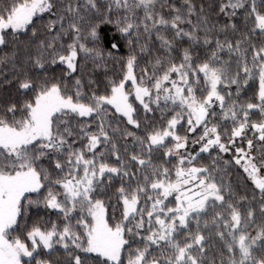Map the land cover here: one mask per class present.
<instances>
[{"label": "snow or ice", "instance_id": "1", "mask_svg": "<svg viewBox=\"0 0 264 264\" xmlns=\"http://www.w3.org/2000/svg\"><path fill=\"white\" fill-rule=\"evenodd\" d=\"M0 52V264H264V0H0Z\"/></svg>", "mask_w": 264, "mask_h": 264}, {"label": "trees", "instance_id": "2", "mask_svg": "<svg viewBox=\"0 0 264 264\" xmlns=\"http://www.w3.org/2000/svg\"><path fill=\"white\" fill-rule=\"evenodd\" d=\"M101 27L103 28V25ZM104 31L107 33V38L110 40L111 37H112V34H113L112 31L110 30V27L109 28H105ZM104 44L106 45L107 41H104ZM0 54H2V52H0ZM19 55L21 57H23L25 55V53L23 51H21L19 53ZM121 55H123V52H121ZM143 62L144 61L142 60L141 63H143ZM108 63H109V67H108L107 71L109 72V74H112V73H115V72L119 71L118 65L113 64L111 61H109ZM2 67L3 66L0 65V68H2ZM8 67H9V70H11V66L9 65ZM87 70L88 71H93L97 78H102L101 74L105 71V69H103V68H101V69H92L90 64H89V67H88ZM4 75H8L10 77V71L4 73ZM0 94H4V90L3 89H0ZM235 178H236V173L235 172H233L232 175L230 177H228V179H233V180ZM40 215L43 216L44 213L41 212ZM52 219H56V217L53 216ZM50 258L53 259L54 261H62L61 259L65 258V254L63 253V251H59L57 253H53Z\"/></svg>", "mask_w": 264, "mask_h": 264}, {"label": "rangeland", "instance_id": "3", "mask_svg": "<svg viewBox=\"0 0 264 264\" xmlns=\"http://www.w3.org/2000/svg\"><path fill=\"white\" fill-rule=\"evenodd\" d=\"M64 259H65V258H64ZM64 259H61V260L63 261Z\"/></svg>", "mask_w": 264, "mask_h": 264}]
</instances>
